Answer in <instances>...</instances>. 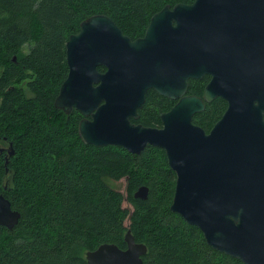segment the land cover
<instances>
[{"label":"water","instance_id":"water-1","mask_svg":"<svg viewBox=\"0 0 264 264\" xmlns=\"http://www.w3.org/2000/svg\"><path fill=\"white\" fill-rule=\"evenodd\" d=\"M66 59L54 102L67 115H83L82 141L132 153L163 148L176 173L171 209L215 249L264 264V0L166 5L136 39L109 15L94 14L70 35ZM205 75L203 95L189 94L190 80ZM149 89L177 100L161 114V127L132 121ZM219 96L228 106L207 132L193 118ZM7 150L14 154L12 143ZM148 192L141 185L134 196ZM20 217L0 192V225L11 229ZM125 241V249L107 242L88 251L87 264H143L147 245L130 228Z\"/></svg>","mask_w":264,"mask_h":264},{"label":"trees","instance_id":"trees-1","mask_svg":"<svg viewBox=\"0 0 264 264\" xmlns=\"http://www.w3.org/2000/svg\"><path fill=\"white\" fill-rule=\"evenodd\" d=\"M180 2L194 0H0V146L15 150L7 165L0 157V192L21 212L13 228L0 225V264H87L103 243L125 247L128 228L148 245L144 264H245L171 209L176 173L163 148L85 144L83 115L54 102L68 74L66 43L83 20L107 14L136 39L154 13ZM210 79H191L188 93L202 96ZM175 103L149 89L132 121L161 127ZM227 106L216 97L193 121L209 132ZM123 178L126 194L113 184ZM141 185L146 199L134 196Z\"/></svg>","mask_w":264,"mask_h":264},{"label":"rangeland","instance_id":"rangeland-1","mask_svg":"<svg viewBox=\"0 0 264 264\" xmlns=\"http://www.w3.org/2000/svg\"><path fill=\"white\" fill-rule=\"evenodd\" d=\"M28 50H29L28 47H24L22 49V52L26 53V52H28ZM6 144L7 143L2 142V146H5ZM6 147H8V146H6ZM113 184L115 187L119 188L122 192H124V194H126V179L125 178H123L119 182H114ZM124 204H125V206H130L128 202H125Z\"/></svg>","mask_w":264,"mask_h":264},{"label":"flooded vegetation","instance_id":"flooded-vegetation-1","mask_svg":"<svg viewBox=\"0 0 264 264\" xmlns=\"http://www.w3.org/2000/svg\"><path fill=\"white\" fill-rule=\"evenodd\" d=\"M172 99V98H171ZM172 100H175V99H172ZM176 102H177V100H175ZM7 144L5 145V146H2L1 145V148H2V150L0 149V157L2 156L5 160H7V158H9L10 157V154H9V151L7 150ZM124 239H125V237H124ZM126 242V241H125ZM147 245V244H146ZM125 248H127V243H126V245H125V247H123V249H125ZM147 251H148V245H147ZM147 253V252H146ZM146 254H144V255H142V258H143V264H144V256H145Z\"/></svg>","mask_w":264,"mask_h":264},{"label":"bare ground","instance_id":"bare-ground-1","mask_svg":"<svg viewBox=\"0 0 264 264\" xmlns=\"http://www.w3.org/2000/svg\"><path fill=\"white\" fill-rule=\"evenodd\" d=\"M13 207V206H12Z\"/></svg>","mask_w":264,"mask_h":264}]
</instances>
